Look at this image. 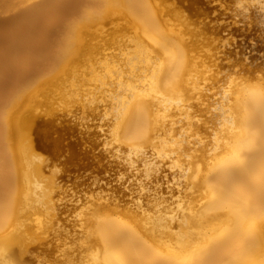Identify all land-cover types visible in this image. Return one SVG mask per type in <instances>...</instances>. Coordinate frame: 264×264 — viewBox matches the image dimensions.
<instances>
[{"label": "bare ground", "instance_id": "obj_1", "mask_svg": "<svg viewBox=\"0 0 264 264\" xmlns=\"http://www.w3.org/2000/svg\"><path fill=\"white\" fill-rule=\"evenodd\" d=\"M34 1L0 0V12L8 11L10 14L19 12L16 19L18 20L16 21L18 23L17 29L19 25L24 27L22 24L27 26L26 29L20 27L21 30H18L20 34H16L17 36L10 42L9 56L7 57L10 58L12 64L32 65V62L41 56L43 57V53L30 43L33 40L31 39L32 26L35 21L36 23L40 22L37 20L46 16L45 14L48 13L49 8L59 7L60 3L61 6L66 4L65 0H44L41 2L39 0L38 4H31ZM63 1L65 3H62ZM28 3L31 5H27ZM77 7L79 11L84 13L83 19L77 20L78 17L74 15L61 19L62 13L60 12L61 16L58 15L59 18L57 17V19L52 14V17L57 19V22L53 21L57 23L53 28L56 26L57 28L55 27V29H58L57 32L55 31L57 35L54 38L57 40V47L54 51H50L47 48V53H44L45 58L51 65L49 70H46V76L44 75V77H47L48 83L51 81L53 85L55 83L58 85L59 83L57 82L63 79L59 76L62 75L60 73H65L67 68L76 66L79 58H85V56L88 58L87 54L89 53L87 52L92 49V46L94 47L92 50L97 49L98 51L99 47L106 43L108 39L104 43L102 42L104 37L100 39L103 33L106 32L104 30L107 29L106 26L118 18L126 17L128 23L123 27L132 25L131 29L129 28L132 34L128 38L129 43L134 45V56H128L127 68L123 70L119 67H112L113 64L112 66L109 65L110 69H108L107 73L109 74V81L105 78L107 77L106 74L105 77L94 74L96 76L93 78L96 81L95 84L93 83L94 85L92 84L93 80H90L92 76L89 77L90 79L83 77L84 79L82 80L84 82L82 84L86 83L85 86H87L89 82L87 84L86 80L88 81L89 79L91 81L89 85H93L92 89L90 88L91 91L85 89L83 92L87 90L91 94L84 97L82 93L79 94V91V93L77 92L78 96H83L81 101L84 104V100L88 99V103L90 102L88 106L94 102L97 104L99 100L104 101L103 98L108 100L107 103H112V107L111 104H108L111 109L113 108L112 113H104V118L107 119V114L110 116L108 119L112 120V123L110 122L112 127L114 122L116 139L120 141H118L120 145L126 146L125 150L128 154L125 156V160L128 161L129 165L135 167V169L139 165H147L145 169H143L144 167L142 168L143 171L145 170L144 172L142 171V177L146 176L150 180H156V183L165 179L163 182L161 181L160 186L165 182L168 185L165 184V187L158 186L160 190H166L169 193L183 191L180 188L182 185V188H184L185 183L182 184V180H188L190 185L196 189L192 192L189 189L186 190H188V194L192 193L191 195L194 199L191 200L196 202L197 205L194 211L196 218H194L192 223L193 229L189 231L176 230L179 222L173 217L165 220L162 216L161 218H153L147 214V206L144 207V205L151 201L152 197H146V199H150H147V201L144 198L146 194L143 192L144 195L141 192L139 195L136 194V200L133 197V204L131 201L127 204H132L126 208L128 210L125 213L129 216L116 214V211L122 213V207H119L118 202L116 207L120 208V210L114 207V213L111 210L112 204L111 199L109 200L110 197H108L109 193L101 194L99 192L98 197L96 196V199L92 200L89 211L86 212L89 216L86 220L80 218L82 223H79L81 225V228H79L81 242L78 245V249L85 252L83 257H88L87 263L84 261L85 264H264V86L258 83L260 84L259 86L246 87L247 85H244V88L235 87V89L231 88L232 90L228 89L229 91L221 92L220 97L223 100L222 107H219L221 112L218 113V116L223 118L226 123L223 128L225 131L214 138L213 147L212 149H210L211 147L209 148L211 152L208 150L207 153L205 148L204 151H206V156H208L206 160L209 159V161L200 162V158L196 157L199 159V164H196L197 166L195 165L196 167L193 169L194 160L196 162L195 156H197L193 154L197 149L196 144L204 139V134L201 135L203 138L200 136V138L193 137L198 133L201 123L199 119L193 117L191 111L192 106L199 105L194 104L193 98L195 97L196 100L200 93L198 80L200 70L198 68V60L192 52L191 41L187 38L184 29L180 26L170 25L164 18V13L154 9L150 0H81ZM123 8L127 11L123 12L121 10ZM55 11L57 12V10ZM49 15H51V12ZM48 19L51 20L50 18ZM46 23L48 24V21L44 23L45 25L42 23L41 26L44 25L46 27ZM47 27L46 29L48 30L51 26ZM39 32L41 35L38 38L42 36V32ZM116 32H118L119 36L123 37L124 35L125 37L124 33H119L120 31L117 30ZM125 33L127 34V32ZM43 34L46 35L45 32ZM115 34L114 38H116ZM95 38H99L101 43L94 45L92 41ZM43 40L45 41L44 38ZM5 48L3 47V49ZM43 48L45 47L43 46ZM6 50L5 53L7 52ZM82 54L85 56L80 57ZM82 60L84 59L82 58ZM5 63H8L7 59ZM31 65L29 66L30 68ZM115 65L118 66V64ZM32 66L34 67L35 65ZM26 69L24 70L25 73ZM20 71L22 70L18 69L17 74L21 75L22 72L19 73ZM42 81H45V83L43 82L44 84L47 83L46 79ZM97 81L100 84L99 88L101 87L102 95L98 94ZM15 84L17 85L12 87L15 88L13 92L12 90L10 92L7 90L10 93L9 95L3 89L1 90L7 96L2 97L0 95V264H30L27 262L25 252H28L33 247V244L29 240L28 227L22 223L23 216L28 208L46 205L43 200L45 190L38 179L39 177H37L38 166L36 165V160L30 154L28 147L23 141L26 136L24 128L28 126L34 133L38 131L39 138L43 137L42 140L44 138L48 140L50 133L56 129L53 126L55 124L53 123V118L43 119L41 117L42 120H40V116L33 113L30 109L28 114H24L27 107L26 101L34 97L32 92L30 93L31 90L35 91L31 88L33 80L28 81V79L24 78ZM80 86L79 88H82L84 85ZM75 87L77 86L75 85ZM93 87H97V91ZM116 88L118 89L116 93L111 92V90L113 91ZM108 90H110V94L107 95ZM68 93L71 94V92ZM97 94L100 97H97ZM68 96L70 97L71 95ZM106 96L111 99L106 98ZM226 103H229L228 108L224 107ZM105 105L107 104L105 103ZM86 106L84 107L88 110ZM90 107L93 108V106ZM105 107L102 108L105 110ZM95 111L100 112L98 109ZM100 114L103 115V113ZM170 114L183 117L169 118L171 117ZM212 114L216 116V113ZM179 122L187 129V132H185L187 135L185 134L186 137L184 136L186 141L182 137L184 142L171 150L177 157L182 153H187V156H185L186 161L184 162L180 160L181 158L176 159L179 170L177 167L175 170H178L179 177H183V179L179 180L177 177L176 180L178 181L175 180L174 184L171 182L172 185L169 184L170 180L164 178L168 174L165 171L166 167H163L166 162L164 160L167 159L162 158L163 160H161L160 158L163 163V170L160 167L161 162L159 166V160L153 156L154 153L151 150L156 145V139L158 136L160 137V133L166 128H175L174 125ZM42 126L43 128L41 129ZM116 135L114 134V136ZM168 151L163 154L164 157L172 155ZM203 157L205 160V154ZM168 163L170 164V162ZM172 164L175 165V163ZM143 173L145 174L144 176ZM131 178L134 177L131 176ZM136 179L138 180V178ZM188 182L186 183L189 184ZM148 183L141 181L138 185L143 190ZM149 185L151 184H148L147 187ZM154 185L153 183L151 186H157ZM136 189L138 190V188ZM156 189L158 190V188ZM163 191L158 194H156V191L155 198L159 194H164ZM166 191L165 194L167 193ZM146 193L149 195L148 191ZM183 194L186 195L185 193ZM142 195L147 203L145 201L143 204ZM166 195L169 196V194ZM110 196L113 197L112 195ZM163 197V199L167 198L166 196ZM171 197L169 196L168 199L171 200ZM181 197H179L180 201H182ZM189 197L187 196V198ZM157 198L159 199V197ZM114 199L113 197L112 200L114 201ZM184 199L185 196L183 201ZM162 202L164 203V200ZM170 203L172 204V202ZM251 221V225L248 226L247 224ZM51 226L53 225L48 224V222L39 221L37 223V229H41L40 233H46ZM76 230L79 231L78 229ZM74 240L76 239L74 238ZM84 262L80 264H84ZM69 264L72 263L69 261Z\"/></svg>", "mask_w": 264, "mask_h": 264}, {"label": "rangeland", "instance_id": "obj_2", "mask_svg": "<svg viewBox=\"0 0 264 264\" xmlns=\"http://www.w3.org/2000/svg\"><path fill=\"white\" fill-rule=\"evenodd\" d=\"M41 1L44 0H40V2ZM65 1L66 4L64 5L62 4L64 7L61 6L60 3L59 7L49 8L47 11L48 13L45 14L46 16H43L41 17V19L37 20L40 22L36 23L35 21V23L32 26L33 31H32L31 39L33 40L30 39L32 41V42L30 41V43L33 44L35 48H38L41 51V53H43V57L42 56L40 57L41 59L38 58L37 60H35L37 63L35 61L32 62L33 63L32 65H35L34 67L31 64L28 65L12 64L10 58L7 57L9 56L8 49L10 48V44H11L10 42L13 41L15 36L20 34L18 32L19 29L20 30L21 28L26 29L27 26L22 24L24 27L19 25V28L17 29L18 23L16 21L18 20L16 19H17V14L19 12H17L16 14L12 12H11L12 14H10V12L8 11L0 12V55L5 57L4 58L0 56L1 58L0 78H2V80H0L1 82L0 95L4 97L7 96L5 92L8 93L10 92V90H12L13 92L15 88L12 87H15L17 85L15 83L19 82V80L21 81L24 78L28 79V81L33 80V86H31V88L34 89L36 92L31 90L30 88L31 90L30 93L32 92V95L34 97L27 100L28 102L26 101L27 107L24 114H28V110L30 109L33 111V113L40 116L39 117L40 120H42V118L43 119L53 118V123H55L53 124V126L54 129L56 128L55 131L53 130L50 133V135L48 136L49 137L48 140L47 138H44L42 140L43 137L40 139L38 136L39 134L38 131H35L34 133V131L30 127L25 126L24 128L26 131V136L23 141L25 145L28 147L30 154L36 160L37 163L36 165L38 166L37 177H39L38 179L41 185L44 187L45 196L43 197V200L46 203L45 206L28 208L23 216L22 223H24V225L28 227L29 240L33 244V247L28 252H25V255L27 257V262H29L30 264H69V261L72 264L74 263L80 264L84 261H86L87 263L88 257L87 258L83 257L85 252L80 251V249H78V245L81 242V238L79 237L80 236L79 228H81V225L79 223H82L80 218L86 220L87 217L89 216V214L86 212L89 211V207L91 206L92 200L96 199L95 197L98 195L99 192L101 194H105V192L109 193L108 197H110L109 200L111 199L110 201L113 206V207L111 206L112 211L115 210L114 207L117 208L118 210H120V208L122 207L121 210L122 213H118L120 211H116L117 215H122V216L128 215L125 213L127 212L126 210H128L126 208L131 203L133 204V197L134 200H136L137 199L136 194L139 195L140 192L141 193L143 192L144 194L147 195L146 192L148 191L149 192L148 194L150 196L149 195L146 196L143 193L142 194L144 195L145 199L146 197H150V198L152 197L151 201L147 203L148 201L147 199L149 198H147L146 201L144 200L143 195L141 199L143 204L146 201L145 203L147 204H145L144 207L147 206L146 212L151 217L161 218L162 216L165 220L173 217L174 219H176L177 222H179L178 226L176 227V230H184V231H189L193 229L192 223L194 218H196L194 216V211L197 208L196 202H193V200H191L194 199L191 195L192 193L188 194L187 192L188 190H186L189 189L190 192H192L196 188L192 187V185H190L188 180L184 179L182 180L183 182L182 184L185 183L184 188H182L183 185L181 184L182 186L180 185L181 186L180 188L183 191H178L180 193H178L177 191L175 193L174 192L169 193L168 191L165 190L167 192L166 194H169L170 197L171 196L173 197V199L171 197V200L168 199L169 196L165 194V191L160 190L159 188L161 181L163 182L165 179L156 183L155 182L156 180L155 181H153L152 179L150 180V178L144 176L145 175L144 173H143L144 176L143 178L142 171L147 167V165H139L137 167V169L139 170L136 171L137 169H135V167L130 166L128 161L125 160L126 159L125 156L128 154L127 151L125 150L126 146L123 144L120 145L119 143L120 141L116 139L117 137L115 133L116 128L114 122H113V127L112 124H110V122L112 121L109 120L110 118L108 119V117L110 116H108L107 114L106 115L107 119L104 118L105 117L104 113L107 112L112 113L111 111L113 108L111 109L109 107L110 105H108L111 104L112 107V103L110 102L107 103L108 100H105V98H103V100L106 101L105 103L107 105H105L104 101L99 100L100 103L99 102L97 104L95 102H94L95 104L92 103L90 106H93V108H91L90 106H88L90 104V102L88 103L89 101L88 99L84 100L87 106L84 104V102L81 101L82 100L81 98H83V96L85 97V95L89 96V94H91V92L89 93L87 92V90L91 91L92 86L96 83V81H94L95 79H93L96 77L94 74H97V76L103 75L104 77L107 75V77L105 78H107L109 81L108 78L109 74H107L108 69H110L109 65L112 66L113 64L112 67H119L124 70L127 68L128 56H134V51H133L134 45L129 43V38H128V36L132 34L130 30L132 25H128L129 27H125L126 30L123 27L128 23L126 17L118 18L113 23L108 24L106 26L107 29H104L106 30V32H104L103 36L100 37V39L104 37L102 39L103 43L108 39L106 41L107 44L104 43L106 45L103 44V46L99 47L98 51L97 49L96 50L94 49L95 51L92 50L94 48L92 46L91 47L92 49H90L89 52H87L89 53L87 54L88 58L84 54H82L80 57L85 56V58L82 57L84 60H82V58L81 59L79 58L76 66L66 69L67 70L65 71V73H67L66 75L65 73H60L62 75L59 76H61L63 79L61 78L62 79V81L60 80L61 82L59 80H58L59 82L55 81L59 83L58 85L56 83L53 85L51 81H49L50 83H48L47 77H44L45 73L49 70L51 66L48 60L45 58L44 53H47V48L50 51H54L57 47V42H56L57 40H55L54 38H56L55 36L57 35L56 32L58 31V29H55L56 26L53 28V26L57 24L53 21H56L59 18L58 16L60 15L59 12L62 13V17H60L61 19L73 15L78 17L77 20L83 19L84 13L82 11H79L77 7L81 0H65ZM150 2L153 5L154 9L162 11L164 13V18L170 25L180 26L184 29L187 38L191 41L190 44H192V48H193L192 52L194 53L196 59L198 60V68L200 70L198 73L200 76L198 78L200 83L199 84L200 93L198 94L199 96L197 95L198 99L196 98V100L199 101V103H197L195 97L193 98L194 99L193 101L194 104L196 103L199 105L192 106L193 108L191 107V111L193 117L199 119V122L201 123V124L199 123L200 128L198 133L195 134L193 137H199V136L201 138L204 137V139L201 140V142L204 145L201 142H198V144H196L197 149L196 152L194 151L193 154L194 155L196 154L197 156H195V158L196 157L200 158V160L196 158L197 163L194 160L195 164L193 169H195V167L197 166L196 164H199V161L200 162H206L207 160L209 161V159L206 160V157L208 158V156H206L207 154L205 152L207 151L208 153L210 147H211L210 149H212L213 142H215L214 138L216 136H220L225 131L223 130V128L225 127L226 123L223 120V118H219L218 116V113L221 112L219 107L221 106L223 100L220 97V95L222 94L221 92L225 90L227 91L228 89L229 90H232L233 88L235 89V87L244 88L245 87L244 85H247L246 87L259 86L260 84L261 86L262 85L264 86V84H262L264 83V0H260V1L259 0H150ZM34 3L38 4L39 0H35L34 2H31V4ZM62 3L65 2L63 1ZM31 4L28 3L27 5H31ZM50 9H52L53 11ZM55 10H57V12ZM121 10L123 12L127 11L125 8ZM50 12L51 15H49ZM52 16L53 17L56 16L55 18L57 17L58 18L55 19ZM47 18L53 20L52 21L49 19L47 20ZM46 21H48V24L46 23L47 25L45 27L44 23ZM42 23L44 24L43 26H41ZM34 25L37 28V30L34 27ZM47 26H51L49 27L50 29L47 30L46 29L48 28ZM52 28L54 29V31H52L53 30ZM115 29L117 31H120L119 33H124L125 37L124 35L123 37L119 36L118 32H116ZM38 30L41 32L44 30L43 32L46 33V35H44L42 32V36H41L42 40L41 37L38 38L39 35H41ZM125 32H127V34ZM114 33H116L115 34L116 38H114L115 37ZM43 38L45 39V41L43 40ZM98 40L99 38L97 39L95 38L92 41L93 44L96 45V43L99 42L101 43V41ZM42 45L46 49L43 48ZM3 47L7 49L6 53ZM6 59L8 63H5ZM115 64H118V66H116ZM30 65L32 70L29 67ZM112 67L111 69H113ZM24 68L25 69L27 68L26 73L24 72L25 70ZM18 69L22 70L19 72V73L22 72L21 75L17 74ZM2 72H4L5 75H3L4 73L2 74ZM68 72H70L71 74ZM33 73H35L34 74L35 76L33 75ZM90 76H92L91 79L89 78ZM83 77L89 78L91 81L93 80L94 82L92 81V84L93 83L94 84L92 86L89 85L91 81L88 79V81L86 80V82L87 84L89 82V84L85 86L86 83L82 84V82H84L82 80L84 79ZM39 78L42 79L40 80ZM45 79L47 80L46 84H44L45 81H42ZM256 83L257 84L260 83V84L257 85ZM1 84H3L4 86ZM80 84L81 86L82 85L84 86H82V88H79ZM75 85L77 87H75ZM99 85L100 84L98 82V86L96 84L98 88L97 87H93V88H95V91L99 89L98 94L102 95L101 94L102 90L101 87L99 88ZM1 89H3L5 92H3V90ZM37 89L40 91L37 92L38 91ZM85 89H87L86 90L87 93L83 92ZM117 90L118 89L116 88L113 89V91L111 90V92L116 93ZM109 91L110 90H108V92ZM68 92H71V94ZM77 92L79 94L82 93L83 96L82 95L78 96L79 94ZM108 92L107 95L110 94V92L109 93ZM9 94L10 93H8V95ZM98 94L97 97L99 96ZM68 95H71L72 97L71 96L69 97ZM78 98L80 99L79 101ZM106 98L111 99L109 96H106ZM98 104L99 105L102 104V105H100L99 107ZM228 104L229 103H226L224 107L228 108L229 106ZM103 105L106 106L105 110L104 108H102L104 107ZM79 106L80 107L82 106V108L86 106L88 110H86L85 107L82 109ZM94 108L100 110V112L95 111L96 109ZM100 113H103V115ZM212 113L214 114L216 113L215 114L216 116H214ZM94 116H96V118H94ZM101 116L103 117V119ZM170 116L171 117L169 118L174 117V119H176L175 117L177 115L175 116L173 114H170ZM179 116H177V118ZM174 127L177 129V131L175 128L164 129L161 132L162 134L160 133V137L159 136L157 137L156 145L153 147V150H151L154 153L153 156H155L156 159L159 160V166L161 160H163L162 158L167 159L164 160V162L165 161L166 162L164 163L165 165L163 167L164 168L166 167L165 168L166 174L167 173L169 174L166 175L167 177H164L170 180L169 184L172 183L174 184V181L176 180L177 177H178L177 179L179 180L183 179V177H179V173L177 172L179 168L177 167L178 162L176 159L181 158L180 160L184 162L186 161L185 156H187V153L184 154L182 153L179 154L177 157V155H175V153H173L171 150L174 147L177 148L178 147L177 145H179L180 143H183L184 142L183 139L187 135V133H185L187 132V129L183 127L182 123L180 122L176 123ZM42 128L43 126L41 127V129ZM114 134L116 136H114ZM202 134H204L205 136L203 135L202 137L201 136ZM178 139L180 142L178 141ZM205 148L207 149L206 151H204ZM166 151L170 152L169 154L172 155L168 154L169 156L164 157L163 154H165ZM204 154H205V160L203 157ZM170 156L172 159L170 158ZM168 162H170V164ZM172 163H175V165ZM162 165L163 163L161 162V166H160L161 169H163ZM167 166L169 167L167 168ZM176 167L178 169L177 171L175 170ZM131 176L134 178H131ZM136 178H138V180ZM129 179L132 181V183ZM141 181L145 183H148L149 181H153L148 184L153 185L154 183L155 185L157 186L159 185V186L152 187L151 185H149L150 187L149 188L147 187L148 186L147 184L146 188L145 189L143 188L144 190L143 191L141 190V186L138 185V183H141ZM185 181L188 182L189 184H187ZM165 184L166 182L162 183L160 187H165ZM166 185H168V183ZM135 187L138 188V190ZM153 188L155 189L158 188V190L156 189L157 191L156 194H158L159 192L161 193V191H163L165 195L159 194V196L157 195L155 198L154 195H156L155 194L156 191L155 189L152 190ZM183 193H185L188 197L189 196L191 197L187 198V196L184 195ZM174 194H176L175 197ZM110 195H112L115 198L114 201L112 200L113 197H111ZM128 195H130V197H128ZM178 195L182 196L181 197L182 201H180L179 198L180 196L178 197ZM161 196L162 197L166 196L167 198L163 199L164 197L162 198ZM184 196H185L184 199L185 202L183 201ZM157 197H159V199ZM178 199L180 202L178 201ZM163 200L164 203L162 202ZM130 201L131 203L127 205ZM170 202H172V204ZM186 203L189 204L188 205L189 207L187 206ZM116 204H118L120 208L116 207L118 206ZM39 221H42L44 223L48 222V224L53 226H51L46 233H40L41 229H37V223ZM251 223L252 221L247 225L250 226ZM76 229H78L79 231H77ZM75 232L76 233L78 232V234H76ZM76 237L80 239H77ZM74 238L77 241L74 240ZM72 251L73 253H71ZM68 254L70 255L68 256ZM69 258L71 260L72 259L75 260L76 262L75 261L72 262L73 260L71 261Z\"/></svg>", "mask_w": 264, "mask_h": 264}]
</instances>
